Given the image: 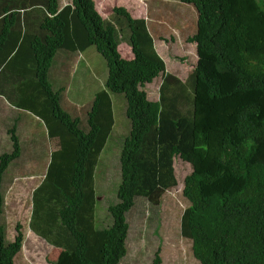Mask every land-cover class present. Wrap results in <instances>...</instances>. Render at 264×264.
Returning <instances> with one entry per match:
<instances>
[{
  "label": "trees",
  "instance_id": "obj_1",
  "mask_svg": "<svg viewBox=\"0 0 264 264\" xmlns=\"http://www.w3.org/2000/svg\"><path fill=\"white\" fill-rule=\"evenodd\" d=\"M60 1L0 0V86L3 79L15 86L13 106L37 116L59 140L34 192L31 222L63 250L58 264H121L129 252L128 215L139 198L160 205L177 185L176 156L192 167L182 190L188 206L181 234L194 258L264 264V0H180L197 12L188 42L196 44L198 61L187 83L167 72L146 19L125 7L104 19L93 0H70L62 10ZM124 43L134 59L123 57ZM93 46L106 61L104 89L82 109L65 106L50 83L53 62L60 50ZM159 78V99L151 102L145 89ZM116 95L127 100L132 130L121 154L118 202L108 209L113 223L99 229L95 173L116 127ZM12 128L11 149L0 153V219L6 172L25 146ZM24 241L19 232L9 242L0 223V264H14ZM152 264H163L159 251Z\"/></svg>",
  "mask_w": 264,
  "mask_h": 264
},
{
  "label": "rangeland",
  "instance_id": "obj_2",
  "mask_svg": "<svg viewBox=\"0 0 264 264\" xmlns=\"http://www.w3.org/2000/svg\"><path fill=\"white\" fill-rule=\"evenodd\" d=\"M93 1L104 19H111L115 7L127 8L135 18L148 19L156 49L166 63L167 72L187 83L198 61L196 44L188 42L189 37L197 31V12L193 5L180 0ZM120 51L126 59L135 58L132 48L127 44L121 45ZM59 54L60 52L52 68L59 65ZM78 57L81 59L66 62L63 77L58 74L55 76L52 69L50 83L56 93L63 92L65 106L80 109L100 92L107 80L108 71L106 61L94 46ZM161 84L162 79L159 78L145 89L149 101H158ZM0 87L6 93H0V153L11 149L12 135L9 130L12 126L22 124L18 134L23 145L25 144L22 155L12 161L5 175V209L0 223L6 226L9 242L19 232L24 233L23 250L16 255L14 264H58L63 258V250L39 237L32 230L31 222L34 192L45 179L51 154L59 147V140L50 138L45 123L37 116L19 112L13 107L14 101L18 100V91L11 90L15 86L3 79ZM113 101L116 127L100 155L95 173V222L99 229L108 228L113 223L108 209L118 202L117 192L122 183L121 154L126 137L132 130L126 113L125 96H113ZM85 118L86 116L80 117L81 120ZM82 126L85 127L83 123ZM172 134V131L165 130L166 137L170 138ZM174 172L177 185L166 191L160 205H153L147 199L139 198L136 207L128 215L131 224L129 252L121 264H152L158 251L163 264H199L193 256L191 241L184 239L181 234V218L188 206L182 190L185 178L192 173L191 164L176 156ZM18 225L22 228L16 227Z\"/></svg>",
  "mask_w": 264,
  "mask_h": 264
},
{
  "label": "crops",
  "instance_id": "obj_3",
  "mask_svg": "<svg viewBox=\"0 0 264 264\" xmlns=\"http://www.w3.org/2000/svg\"><path fill=\"white\" fill-rule=\"evenodd\" d=\"M139 2H141V0H138ZM143 1V0H142ZM95 2V1H94ZM70 3V0H64V2L61 0L60 1V5H61V10L63 8H65L68 4ZM130 11V10H129ZM41 14H42V11H39ZM131 12V11H130ZM113 13V12H112ZM132 14V13H131ZM133 15V14H132ZM32 19V18H31ZM107 19V18H105ZM136 19H144V18H136ZM148 21V19H146ZM32 22V20H31ZM148 23V22H147ZM24 25H25V21H24ZM148 27H150V24L148 25ZM150 30V28H149ZM126 44V43H124ZM157 48V47H156ZM87 51V50H86ZM60 54L58 56V59H59V65L58 66H55L54 65V68H52V72H54V75L57 76V74L60 76V77H63L64 76V71H65V64L66 62L68 61H71L72 59H81L80 57H78L79 55H82L84 52H78V53H72L71 51H66V50H60L59 51ZM57 70V71H56ZM104 83H103V86L101 88L100 91H102L104 89ZM95 96V95H94ZM93 100V99H92ZM88 104L85 103V105L83 107H81L80 109L84 108L85 106H87ZM12 106V105H11ZM14 107V106H13ZM12 107V108H13ZM15 109V108H14ZM16 110V109H15ZM18 111V110H17ZM20 112V111H19ZM116 121V120H115ZM22 126V124H19L17 126V133H18V128ZM58 149V148H57ZM56 150V149H55ZM104 150V149H103ZM103 152V151H102ZM98 166V164H97ZM97 169V168H96Z\"/></svg>",
  "mask_w": 264,
  "mask_h": 264
}]
</instances>
